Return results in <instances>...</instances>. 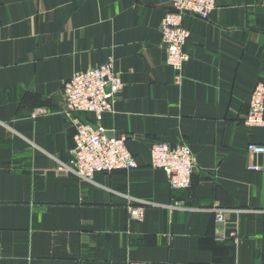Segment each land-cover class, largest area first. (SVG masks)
<instances>
[{
  "label": "crops",
  "instance_id": "crops-1",
  "mask_svg": "<svg viewBox=\"0 0 264 264\" xmlns=\"http://www.w3.org/2000/svg\"><path fill=\"white\" fill-rule=\"evenodd\" d=\"M170 0H0V264H264V127L245 123L264 82V0L186 15L189 60L166 63ZM110 57L124 87L101 124L138 166L94 181L59 169L74 146L64 84ZM92 121L91 113H80ZM156 142L187 144L190 189L151 165ZM182 202L185 208H171ZM230 208L218 222L212 207ZM131 207H143L142 220ZM235 232V235H231ZM224 238L220 240L219 238Z\"/></svg>",
  "mask_w": 264,
  "mask_h": 264
},
{
  "label": "built area",
  "instance_id": "built-area-1",
  "mask_svg": "<svg viewBox=\"0 0 264 264\" xmlns=\"http://www.w3.org/2000/svg\"><path fill=\"white\" fill-rule=\"evenodd\" d=\"M173 9L166 13L161 25L163 44L166 49V63L173 67L180 77L184 64L189 60L186 44L191 30L184 25L186 15L209 19L217 0H170ZM124 87L121 73L110 57L104 63L76 73L64 84L65 114L75 129L74 146L68 161H60L59 169L77 177L94 181L101 172L131 170L138 163L127 145V136L110 137L101 120L105 113L114 112L115 102ZM80 113H91L92 121H84ZM245 123L252 127H264V82H259L250 99ZM248 150L259 157L248 165V169L264 171V144L250 142ZM151 165L163 169L172 189H190L197 159L192 149L183 143L156 142L152 145ZM171 208L183 209L182 202ZM133 218L142 220L143 207H131ZM218 222H224L230 208L212 207ZM231 235H235L233 232ZM220 240L224 238H219ZM128 264H170L159 261H131ZM216 264H244L216 263Z\"/></svg>",
  "mask_w": 264,
  "mask_h": 264
}]
</instances>
